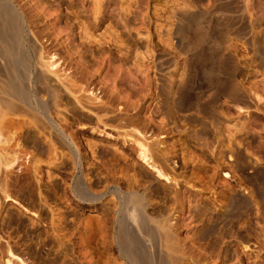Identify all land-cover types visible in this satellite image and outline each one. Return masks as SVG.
Here are the masks:
<instances>
[{"label": "rangeland", "instance_id": "374dc122", "mask_svg": "<svg viewBox=\"0 0 264 264\" xmlns=\"http://www.w3.org/2000/svg\"><path fill=\"white\" fill-rule=\"evenodd\" d=\"M3 1L25 63L0 60V264H131L125 225L168 264H264V0ZM209 112L243 127L222 159Z\"/></svg>", "mask_w": 264, "mask_h": 264}, {"label": "bare ground", "instance_id": "6f19581e", "mask_svg": "<svg viewBox=\"0 0 264 264\" xmlns=\"http://www.w3.org/2000/svg\"><path fill=\"white\" fill-rule=\"evenodd\" d=\"M21 30V29H20ZM207 30V29H206ZM204 33H205V31H204ZM207 37V36H206ZM1 58L4 60L3 62H5V67H6V69L7 70H14L15 71V69H16V65L17 64H21V65H24V63H25V58H24V55H23V53L21 52V50H20V43H19V22H18V18H17V16L15 15V13H14V11H13V9L11 8V6H9V4H7L6 2H4L3 0H0V60H1ZM4 69V68H3ZM17 71V70H16ZM8 73V74H7ZM6 74V81H5V83H3L4 84V92H5V95L7 94V95H10V96H8V97H11V96H13V98L14 97H17V98H24V96H25V88L26 87H24V85L20 82V80H18L19 78H20V76H19V78H18V76H16L14 73H11V72H7ZM21 77H23V75L21 76ZM16 78H17V80H16ZM25 78V77H24ZM37 79H38V77H37ZM233 82V81H232ZM221 85V84H220ZM27 86V85H26ZM2 87V86H1ZM225 87H226V89H227V93H229V94H231V95H233V97H234V95H237V93L238 92H241V91H238V88H237V86L234 84V83H228V84H226L225 85ZM36 88V87H35ZM220 90V89H219ZM239 90H241V89H239ZM3 92V93H4ZM241 94V93H240ZM239 93H238V95L235 97V98H237V99H239L238 97H239V95H240ZM36 95V94H35ZM35 97V96H34ZM241 97V96H240ZM244 98V97H243ZM242 98V99H243ZM237 99H236V101H237ZM242 99L240 98L239 100H241L242 101ZM16 100H18V99H16ZM189 100V99H188ZM238 100V101H239ZM3 101H4V98H3ZM6 101H7V99H6ZM28 101V100H27ZM243 101H244V99H243ZM189 102V101H188ZM264 102V101H263ZM6 103V102H5ZM43 103V102H42ZM188 104V103H187ZM8 105H9V103H8ZM7 106V105H6ZM46 106H48V105H46ZM175 106V105H174ZM13 107V106H12ZM264 107V106H263ZM8 108H10V107H8ZM16 108V107H15ZM13 110V109H12ZM9 111H11V110H9ZM43 111V110H42ZM6 112V111H5ZM212 112V111H211ZM178 113H180V112H178ZM199 113V112H198ZM194 114V113H193ZM207 114V116H205V115H203L204 117H208L209 119H210V122L213 124V126H214V129L212 130L213 132H212V134L210 133L209 134V136L211 137H217V139L216 140H218V142H219V140H221V142L222 143H224L223 141L225 140L224 138L227 136L228 137V135H229V137H230V133L232 132V131H229L230 133L228 134V135H225V137H224V135L223 134H221V131H219L218 129H217V123H218V121H221V120H218V118H220V117H218L217 116V114L218 113H206ZM6 115V114H5ZM8 115V114H7ZM184 115H186V114H184ZM192 115V114H191ZM200 116V115H199ZM198 116V117H199ZM197 116H192V118H191V121H192V123L190 122V125L191 124H194L193 126H195V125H200L201 127L202 126H204V122H205V120H204V117L203 118H198ZM222 117V116H221ZM179 120H180V118H179ZM206 126V125H205ZM205 126H204V128H205ZM207 126H208V123H207ZM206 126V127H207ZM212 126V125H211ZM197 127V126H196ZM224 127V126H223ZM223 127H221L222 129H223ZM227 127V126H226ZM236 127H238V126H236ZM195 128V127H194ZM203 128V127H202ZM199 129H200V127H199ZM211 129V128H210ZM221 129V130H222ZM226 130H227V128H225ZM229 129V128H228ZM241 129H243V127H241V128H238L236 131L234 130V132L233 133H231V137L230 138H227L226 140L228 141L227 143H226V145L225 144H223V150L221 149V150H219L218 151V154H217V156H216V154H215V157L217 158V159H222L223 158V156L225 155V153H226V150L228 149V150H230V151H232V150H234V148H233V146H234V144H236L237 142H236V140L234 139V137H235V133L236 132H240V131H242ZM206 130H208L209 131V129L207 128ZM193 131V130H192ZM193 132H195L193 135H194V137H196L197 135H198V130H197V128L193 131ZM209 132H211V130L209 131ZM203 133V132H202ZM223 133H224V131H223ZM225 133H226V131H225ZM224 133V134H225ZM199 134H200V132H199ZM62 135V134H61ZM201 136V135H200ZM200 136H199V138H200ZM208 136V135H207ZM223 136V137H222ZM193 137V138H194ZM202 137V136H201ZM255 137V136H254ZM253 137V138H254ZM205 138V137H204ZM207 138V137H206ZM192 139V138H191ZM201 139V138H200ZM209 139V138H208ZM214 139V138H213ZM196 140H197V137H196ZM199 140V139H198ZM135 141V140H134ZM205 141V140H204ZM206 141H208V140H206ZM213 141V140H212ZM210 141H208V143H209ZM263 142V141H262ZM261 142V143H262ZM212 143V142H211ZM205 144H206V142H205ZM257 144V143H256ZM195 145H196V143H195ZM237 145H238V143H237ZM237 145H235V146H237ZM240 145V144H239ZM254 145V144H253ZM258 145V144H257ZM208 146V145H207ZM210 146V145H209ZM204 147H206V146H204ZM221 147V146H220ZM238 147V146H237ZM257 147V146H256ZM198 148V147H197ZM205 149V148H204ZM220 149V148H219ZM146 150H144L143 151V155H142V158L145 160V162H147V164H149L150 165V167H153L150 163H149V161H150V159L149 158H147L146 157V155H145V152ZM233 153H234V151H232ZM241 151L239 150V153H240ZM237 152H235V154H236ZM227 155V154H226ZM233 155V154H232ZM232 155H231V158H232ZM239 154H237V156H238ZM126 157V156H125ZM240 159V157H237V159ZM149 160V161H148ZM230 160V159H229ZM243 160V159H242ZM237 161V160H236ZM244 163V162H243ZM245 163H247V162H245ZM240 164V163H239ZM163 172H161L160 170H159V175L160 176H164V174H162ZM256 174V173H255ZM255 176H257L258 177V173L255 175ZM260 176V175H259ZM259 180H261L260 178H258ZM248 180V179H247ZM132 182V181H131ZM128 183V182H127ZM129 184V183H128ZM124 185H125V183H124ZM130 187V186H129ZM131 189V188H130ZM258 189V188H257ZM256 190V189H255ZM261 190V189H260ZM233 191V190H232ZM231 191V192H232ZM237 192V191H236ZM258 192V191H257ZM132 194V193H131ZM142 194V193H141ZM141 194H138V193H134V194H132L129 198H126V203H129L130 204V213H131V218H132V220H133V222H135L138 226H139V228L138 229H142L143 231H149V229L146 227V224H147V219H146V217H145V215H144V206L145 205H143V197H142V195ZM241 195V194H240ZM232 196V195H231ZM119 197V196H118ZM241 197V196H240ZM245 197V196H244ZM244 197H241V198H239L238 196H237V194H235L234 193V195L231 197V199H230V203H229V205L230 206H233L234 208H239V207H235V205H242L241 203L243 202L242 200V198H244ZM230 198V197H229ZM229 198H226L227 200L229 199ZM225 199V200H226ZM242 199V200H241ZM246 199V198H245ZM249 199V198H248ZM120 200V199H119ZM250 200V199H249ZM223 201V200H222ZM224 202V201H223ZM244 202H246L245 200H244ZM197 203V202H196ZM145 204V203H144ZM200 205V204H199ZM225 205V204H224ZM227 205V204H226ZM244 205V204H243ZM129 206V205H128ZM194 206H195V208H196V211H198L199 210V208H198V205L197 204H194ZM224 207V206H223ZM232 207V208H233ZM195 208H194V211H195ZM129 209V208H128ZM193 209V208H192ZM207 209V208H206ZM205 210V209H204ZM233 210H235V209H233ZM231 211H232V209H231ZM200 212V211H199ZM199 212H195V213H198L199 214ZM201 212H202V210H201ZM204 212V211H203ZM221 212V211H220ZM229 213V212H228ZM203 214V213H202ZM230 214V213H229ZM228 214V215H229ZM195 215V214H194ZM205 215V214H204ZM227 215V214H226ZM226 215H223V217L224 216H226ZM237 215V214H236ZM198 216H201V214L200 215H198ZM232 216V215H231ZM238 216V215H237ZM193 218H194V216H193ZM197 218V215H196V217L194 218V220ZM227 218H228V216H227ZM227 218H225V219H227ZM204 219V218H203ZM208 219V218H207ZM211 219V218H210ZM218 219V218H217ZM223 219V218H222ZM224 219V220H225ZM202 221V220H201ZM215 221V220H214ZM218 221V220H217ZM219 222V221H218ZM209 223V222H208ZM218 224V223H217ZM216 224V225H217ZM196 225V224H195ZM213 225V224H212ZM222 225V224H221ZM220 225V226H221ZM126 226V225H125ZM120 227V229H119V231H118V236H117V240H118V244H119V247H120V250H121V252L123 253V256H125L127 259H128V261L131 263V264H168V262L166 261V258L163 256V257H159V255L157 256V255H155L154 254V257L150 254V253H148L147 251H146V249H143V248H141L140 247V245L138 246V239H137V237H135V235L133 234L134 232H132L131 231V229H130V227L129 226H127V227ZM202 226V225H201ZM200 226V227H201ZM210 226V225H209ZM208 226V227H209ZM213 226H215V225H213ZM212 226V227H213ZM219 226V225H218ZM205 228L204 227V229H201V231H199L198 232V234H199V236L201 237V238H203V237H207L208 235H209V237H210V230L209 229H211L210 227L209 228ZM198 228V227H197ZM133 229H134V227H133ZM195 229V228H194ZM212 230V229H211ZM218 230V229H217ZM221 230H223V229H221ZM220 232V231H219ZM148 234V233H147ZM194 234V233H193ZM195 236V235H194ZM150 238H152V235H151V237ZM218 238V237H217ZM204 239V238H203ZM202 239V240H203ZM207 239V238H206ZM210 239V238H209ZM213 239V238H212ZM215 239H216V237H215ZM153 240H154V237L152 238V242H153ZM221 240V239H220ZM157 243V242H156ZM140 244H142V242L140 243ZM144 244V243H143ZM152 244H155V241H154V243H152ZM151 245V244H150ZM142 246V245H141ZM146 246V245H145ZM155 249V248H154ZM157 250V249H156ZM152 251V250H151ZM13 255V254H12ZM195 257V256H194ZM198 257V256H197ZM171 258V257H170ZM179 261H181L180 259H179ZM179 261H178V263H177V260L175 261L177 264H179ZM196 262V261H195ZM173 263V262H172ZM194 263V262H193ZM6 264H15L14 263V261L13 260H11V259H8V260H6ZM20 264H26V263H24V262H21ZM181 264V263H180ZM198 264V263H197Z\"/></svg>", "mask_w": 264, "mask_h": 264}]
</instances>
